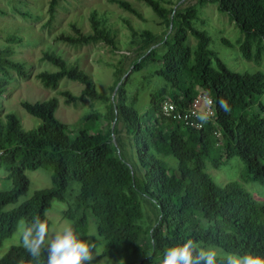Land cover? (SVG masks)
<instances>
[{"label":"trees","instance_id":"1","mask_svg":"<svg viewBox=\"0 0 264 264\" xmlns=\"http://www.w3.org/2000/svg\"><path fill=\"white\" fill-rule=\"evenodd\" d=\"M110 1L141 17L129 1ZM141 1L166 22V29L137 32L129 25L131 37L140 39V44L127 69L122 61L114 67L111 99L97 91L94 80L77 64L51 50L41 55L55 67L36 74L44 86L55 88L62 78L82 84L78 95L60 91L67 101L110 99L106 104L110 123L105 130L93 134L80 130L69 139L68 124L54 114L58 107L55 96L21 101L22 108L39 119L36 127L24 129L13 112L0 118V166H5L11 180L10 189L0 190V245L20 220L30 221L39 215L50 225L45 212L52 200H67L66 191L75 181L78 192L62 215L72 221L84 240L87 216L91 215L97 237L103 240L102 255L127 256L129 264H158L166 248L193 239L203 247L264 257V197L254 195L235 179L220 184L207 172V164L217 168L225 159L237 158L243 163V178L264 188V104L259 101L264 93V70L230 69L207 47L206 31L194 26V7L179 11L169 0ZM58 2L48 1L47 24L52 22ZM207 2L215 3L217 10L239 27L242 56L258 61L264 41V0H198V4ZM89 26L91 30L83 32L71 24L72 32H60L55 40L72 45L102 41L116 48L104 18L92 12ZM190 35L195 38L193 48L187 43ZM158 44L163 46L160 54ZM10 54L8 46H0V94L10 69L19 76L26 74L24 64ZM148 61L157 63L155 74L165 85L150 94L147 109L140 113L128 104L122 78L128 77L131 66L138 70ZM198 91L211 97L215 109L201 127L160 116L164 100L185 106ZM221 99L227 101L228 112L220 108ZM97 117L90 113L84 119ZM120 119L132 142L136 164L126 161L113 140ZM164 156L173 157L175 166L170 167ZM25 168L50 169L52 186L35 190L28 199L7 209L27 193ZM140 199L150 206L152 222H146ZM21 259L29 260V254L21 244L12 245L0 257V264H18ZM40 260L45 264L43 250Z\"/></svg>","mask_w":264,"mask_h":264},{"label":"rangeland","instance_id":"2","mask_svg":"<svg viewBox=\"0 0 264 264\" xmlns=\"http://www.w3.org/2000/svg\"><path fill=\"white\" fill-rule=\"evenodd\" d=\"M48 1L0 0V46H8L11 50V58L22 62L26 71L24 76H19L15 70H9L4 91L0 94V118H4L7 112H13L24 129L36 127L39 119L29 115L22 108L21 101H42L55 96L58 100V107L54 114L60 121L68 124L66 135L69 139H74L80 130L91 134L103 131L110 123L106 118V104L114 92L111 88L114 67L122 61L123 68L127 69L140 44V39L131 37L129 25L137 32L148 29L159 33L166 29V22L157 17L141 0H127L138 9L141 17L124 10L110 0H59L54 18L47 24ZM168 4L179 11L190 7L195 8L197 17L193 20L194 26L206 31L209 38L207 47L215 52L230 69L239 72L264 70V41L261 43L258 61L242 56L239 50L242 33L239 27L234 21L229 20L227 14L219 12L215 3L198 4V0H169ZM92 12L98 18H104L105 27L113 33L115 49L102 41L72 45L55 40V35L60 32H72L71 24H75L83 32L90 31L89 16ZM222 39H225L227 43ZM187 43L193 48L195 38L192 35L188 36ZM162 49L163 46L158 44V54ZM46 50L60 54L68 63L77 64L94 80L97 91L104 93L110 99L102 101L84 97L82 100L67 101L60 91L67 89L78 95L83 88L81 83L68 78L60 79L55 88L44 86L36 74L43 69L53 70L55 68L48 61L41 59L42 53ZM211 60L214 61L213 56ZM156 64V62L148 61L138 70H133L131 66L128 70V77L122 78V81H125L128 104L140 113H144L147 109L150 94L165 85L163 78L155 74ZM259 101L264 104V93L259 97ZM90 113H97L98 117L85 120L84 116ZM117 130L118 134L113 137L115 144L122 151L128 163L136 164L133 145L122 119L117 122ZM164 157L170 167L175 166L173 157ZM207 172L220 184L229 179H235L254 195L264 197L262 186L243 178V163L237 158L225 159L224 163L217 168L207 164ZM24 174L29 180L27 193L21 196L15 204L8 205L7 209L28 199L35 190L52 186L50 169L25 168ZM6 175L5 166H0V190L11 188V180ZM77 192L78 184L71 181L66 191V196L69 193L67 200H52L50 208L45 212L50 220V233L53 228L65 222L72 224V221L63 217L62 213L73 201ZM140 201L145 211L146 222H152L153 212L150 206L144 202V199ZM22 222L24 221L18 222L14 233L0 245V257L12 245L21 244L19 227ZM89 239L95 244L96 249V257L92 264H129L127 256L101 254L104 246L103 240L97 237L95 219L91 215L87 216L86 241Z\"/></svg>","mask_w":264,"mask_h":264},{"label":"clouds","instance_id":"3","mask_svg":"<svg viewBox=\"0 0 264 264\" xmlns=\"http://www.w3.org/2000/svg\"><path fill=\"white\" fill-rule=\"evenodd\" d=\"M219 106L228 112L226 100H219ZM198 119L207 122V115ZM22 247L30 259H21L18 264H41V252L46 253L45 264H92L96 257L95 244L78 236L71 222H65L49 232V225L39 215L24 221L19 227ZM158 264H264V257L246 252L225 251L217 246L203 247L193 239L166 248Z\"/></svg>","mask_w":264,"mask_h":264},{"label":"built area","instance_id":"4","mask_svg":"<svg viewBox=\"0 0 264 264\" xmlns=\"http://www.w3.org/2000/svg\"><path fill=\"white\" fill-rule=\"evenodd\" d=\"M212 103L210 96L198 91L191 102L185 106L164 100L160 105L159 113L161 117L180 121L184 124L199 128L202 126V121L198 119V115L205 114L208 118L213 117L215 109ZM214 134L219 135L217 131Z\"/></svg>","mask_w":264,"mask_h":264}]
</instances>
